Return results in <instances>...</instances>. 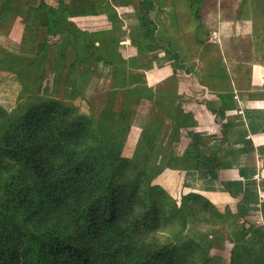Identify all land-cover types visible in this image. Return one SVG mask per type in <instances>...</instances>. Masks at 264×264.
Segmentation results:
<instances>
[{
	"label": "trees",
	"instance_id": "16d2710c",
	"mask_svg": "<svg viewBox=\"0 0 264 264\" xmlns=\"http://www.w3.org/2000/svg\"><path fill=\"white\" fill-rule=\"evenodd\" d=\"M189 1L199 33L201 5L199 0ZM10 3L3 0L0 14ZM144 3L41 0L35 8L18 13L26 26H37L47 8L48 38L38 44L35 54L0 47V71L21 85L14 117L0 107V264H223L215 262L220 255H210L213 245L207 239L200 243L179 239L188 218L228 226L237 224L238 216L230 210L220 212L201 193L191 192L177 202L154 183L146 166L123 155L131 120L125 107L133 97L130 94L142 92L126 90L132 82L126 70L117 66L127 61L117 57L113 44L100 52L93 41L85 47L78 43L75 20L92 16L95 7L138 5L139 17L150 20L152 13L139 9ZM157 31L153 30L152 44L144 51L168 48L179 55L174 38L161 37L164 29ZM182 62L179 56L173 78ZM99 65L115 69V87L97 114L84 92ZM210 77L218 82L214 87H231L220 81L227 74L218 64ZM146 96L154 100L152 90ZM218 97L223 102L232 99L230 92ZM155 104L157 117L145 146L148 154L154 152L166 120L178 118L169 107L172 103ZM228 108L225 103L222 111ZM249 125L255 134L264 132V117L250 119ZM233 142L237 152L255 151L246 139L226 141L227 149L209 155L197 153L202 145L193 144L183 159L170 158L167 168L199 173L209 185L218 182L234 197H241L247 172L241 171L234 183L223 179L238 163L232 155ZM238 236L236 242H241L246 231ZM233 254L229 264H262L257 256L251 259V251L243 257Z\"/></svg>",
	"mask_w": 264,
	"mask_h": 264
},
{
	"label": "crops",
	"instance_id": "0c3cea01",
	"mask_svg": "<svg viewBox=\"0 0 264 264\" xmlns=\"http://www.w3.org/2000/svg\"><path fill=\"white\" fill-rule=\"evenodd\" d=\"M40 1L11 0L12 3L8 4L5 13L0 14V34L7 38V42H13L17 46L22 45L20 52L35 54L38 44L47 41L45 26L47 8L42 10L39 25L30 26L38 27L34 31L29 30V32V25L26 26L25 22L19 20L20 11L30 7L35 8ZM62 1L71 2V0ZM204 1L199 0L200 9L203 7V10L207 5ZM0 2L3 4V0ZM137 6L106 4L95 7L92 16L75 20L80 31L77 34L78 43L85 47L93 41L100 52L113 44L118 50L117 57L127 61L117 68L126 70L129 76L128 82L131 81L133 87L142 89L143 92V95L140 94L142 106L139 104L143 108L142 115L134 120L129 136L132 141L141 139L145 141L143 143L145 147L157 117V111H152L149 107H157L155 101L163 102L165 105L172 103L169 107L173 106L174 115L178 118L166 120L153 152L154 155H159L158 164L165 169H161L160 172L172 171L178 174L184 195L191 192L201 193L208 197L220 212L230 210L232 214L238 216L239 222L230 226L228 236L233 239L234 234L238 236L246 231V237L235 246L236 250L233 254L237 257L239 253L238 255L243 257L252 250V246H255L253 244L255 240L249 242L248 239L255 236L258 239L257 235L264 231V132L255 134L249 125L250 119L264 117V66L255 64L247 72V77H242L239 73L237 79L231 78L230 81V73H226L227 78L220 81L231 87H214L216 82L210 77L212 70H207L199 64L196 56L185 57L182 50L177 52L179 55L167 53L165 49L144 51L145 47L152 44L153 30L156 28L159 31L170 27L164 22L165 17L170 16L175 23L180 12L191 11L190 1L145 0L144 5L139 9L151 12L150 20L139 17ZM192 20V27H197L199 21L193 15ZM179 24L178 27H183L184 23ZM173 26L175 27V24ZM175 34L178 36L177 31ZM179 56L185 62L181 64L182 69L176 70L177 76L174 81V71ZM123 66H126V69ZM114 70L113 67L99 65L96 69L97 74L91 76L85 86L84 97L91 103L95 113L102 110L115 87ZM141 82L143 84H140ZM151 90L154 93L153 101L144 97ZM56 91L55 88L53 97L56 96ZM228 92L231 93L232 99L223 102L218 96ZM225 103L230 108L223 112L222 107ZM237 139L250 140L255 148V151L240 153L237 152L239 149L234 147V142L232 144L235 148L232 155L236 156L238 163L234 165L235 168L225 172L223 179L228 180V183L231 181L234 183L240 179L241 171L247 172L242 180L244 193L241 197H234L218 182L209 185L199 173L170 169L167 168L168 161L163 163V157L166 156L183 159L189 146L193 144L202 145L197 147V153L209 155L213 150L227 149L228 145L225 142ZM215 244L217 242L213 243V247ZM240 246L244 247L243 254L238 251ZM258 252L259 256L256 259L264 264V239Z\"/></svg>",
	"mask_w": 264,
	"mask_h": 264
},
{
	"label": "rangeland",
	"instance_id": "374dc122",
	"mask_svg": "<svg viewBox=\"0 0 264 264\" xmlns=\"http://www.w3.org/2000/svg\"><path fill=\"white\" fill-rule=\"evenodd\" d=\"M204 4H207L204 6L205 10L202 7L200 11L202 19H204L202 23L204 27L199 33L195 31V28L199 27L200 24L197 22V27H192V13L188 10L180 12L176 17L175 23L172 22L174 19L170 16L165 17L164 22H167L170 27L164 29L165 33L161 32V37H164L165 34L170 35L171 38H174L176 46L182 50L185 57H190V55L196 56L199 61L198 63L207 70H213L215 64H218L227 74L230 73L229 81L231 78L237 79L240 74L242 77H247V72L255 64H262L264 66V0H205ZM1 6L0 2V11ZM181 22L184 23L183 27H178ZM173 24H175V27ZM174 31H177L178 36ZM199 40L205 42V44L201 45L198 42ZM0 47L8 51H19L22 45L17 46L13 42L9 43L7 42V38L0 34ZM165 50L167 53H171L168 48ZM123 68L126 69V66H123ZM173 80L175 81V78ZM217 83L215 84L217 85ZM140 84H143V82ZM130 87L126 90L136 89V91L142 92V89H137L133 85ZM20 91V83L9 77L6 72L0 71V107L10 112L11 119L15 115ZM141 94L143 95V92ZM129 96L133 97L128 100V106L125 108L128 111L130 109L129 117L131 120H128L127 124L129 126L126 129L127 136L123 145V155L133 159L141 166H146L147 172L154 179V183L161 185L173 199L180 202V196H184V194L179 183V175L172 171L160 172L164 168L158 164L160 162L159 155H154V153L148 154L146 148L143 147L145 141L138 138L132 141L129 137L134 120H137L138 116L142 115L141 111L143 110L140 107L142 106L140 104L142 103V96L140 94H130ZM149 109L152 111L157 110L150 107ZM169 158L170 156L163 157V163L169 161ZM231 225L213 226L206 223H197L192 218H188L187 228L179 241L193 239L200 243L207 239L212 245L217 242L210 255H220L215 262L218 263L220 261V263L229 264L232 252L236 250L234 246H238L239 244V242L235 241L239 236L234 234V240L230 235L228 236V230ZM257 236L258 239L256 236L255 238L250 237L248 239L249 242L257 241L253 242L255 246H252V250H255H251V259L254 256H259L257 254L259 253L258 249L262 239H264L263 234L259 233ZM243 249L244 247L240 246L238 251L243 254ZM238 254L237 257L239 256ZM213 258L216 257L213 256Z\"/></svg>",
	"mask_w": 264,
	"mask_h": 264
},
{
	"label": "built area",
	"instance_id": "2783aa9c",
	"mask_svg": "<svg viewBox=\"0 0 264 264\" xmlns=\"http://www.w3.org/2000/svg\"><path fill=\"white\" fill-rule=\"evenodd\" d=\"M237 99V97H235Z\"/></svg>",
	"mask_w": 264,
	"mask_h": 264
}]
</instances>
